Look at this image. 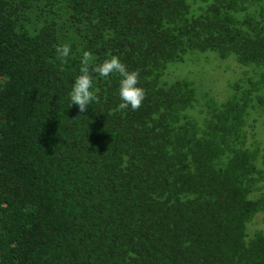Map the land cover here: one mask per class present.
<instances>
[{"label": "trees", "instance_id": "obj_1", "mask_svg": "<svg viewBox=\"0 0 264 264\" xmlns=\"http://www.w3.org/2000/svg\"><path fill=\"white\" fill-rule=\"evenodd\" d=\"M84 51L139 71V110L118 74L69 107ZM206 52L241 73L221 104L166 79ZM257 115L264 0H0V264H264Z\"/></svg>", "mask_w": 264, "mask_h": 264}, {"label": "clouds", "instance_id": "obj_2", "mask_svg": "<svg viewBox=\"0 0 264 264\" xmlns=\"http://www.w3.org/2000/svg\"><path fill=\"white\" fill-rule=\"evenodd\" d=\"M55 51L57 58L66 64L71 52V46L69 44L58 45ZM94 74L104 78L109 77L111 74L119 75L118 95L120 103L116 111H124L129 108L136 111L142 106L146 93L143 88L137 86L139 84L138 70L129 71L117 56H111L102 63L94 64L92 53L84 51L79 75L76 76L68 93L70 108L75 106L78 113L84 114L88 111L91 103L100 102V97L93 91Z\"/></svg>", "mask_w": 264, "mask_h": 264}, {"label": "rangeland", "instance_id": "obj_3", "mask_svg": "<svg viewBox=\"0 0 264 264\" xmlns=\"http://www.w3.org/2000/svg\"><path fill=\"white\" fill-rule=\"evenodd\" d=\"M191 60L195 62L188 61L184 64H175L177 66H174L167 72L166 79L168 81L187 79L196 88V96L198 98L203 96L207 91L213 98L211 100L217 99L218 104L225 102L232 96L233 91L230 88V84L238 81L241 77V73L239 74V71L234 73L231 69L227 73H222L221 67L224 68L225 65L232 63V61H234L233 56L223 61L218 59V57L211 52H206L197 55V60H195V57ZM239 67L244 68L241 66ZM234 68L235 67H233V69ZM209 99L210 98L207 97V100ZM255 118L257 121L254 124V137L255 140L259 141L264 147V122L259 115ZM261 228H264V214H258L255 217L252 225L248 226V232L252 233L254 230Z\"/></svg>", "mask_w": 264, "mask_h": 264}]
</instances>
